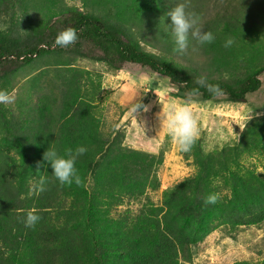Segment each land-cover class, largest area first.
Returning <instances> with one entry per match:
<instances>
[{"label":"trees","instance_id":"1","mask_svg":"<svg viewBox=\"0 0 264 264\" xmlns=\"http://www.w3.org/2000/svg\"><path fill=\"white\" fill-rule=\"evenodd\" d=\"M114 1L123 25L139 26L138 30L149 25L161 36L165 27L158 26L154 16L181 2L132 0L130 5L126 0ZM242 2L241 10L233 0H190L188 8L198 13L204 29L216 36L204 46L191 41L190 48L205 55L209 65L231 68L232 83L196 75L149 54L122 27L76 8L53 15L43 28L35 26L31 43L24 47L13 44V36L1 33L0 81L49 52L66 54V61L79 56L115 70L144 72L168 89H182L187 97L210 100L226 96L244 102L248 93L259 89L258 76L264 71V64H258L264 54V0ZM231 5L236 8L230 9ZM67 28L76 30L78 40L66 48L56 46L57 34ZM228 38L235 43L225 48ZM41 45L46 48H39ZM241 69L243 73L238 74ZM72 78L61 105L48 109L46 101L45 106L39 103L31 134L25 137L27 144L4 124L16 144L0 143V264H189L191 246L215 228L233 229L264 221V175L240 163L244 156L264 153V117L244 127L239 142L219 151L204 152L200 145H193L184 158L191 159L195 173L163 190L156 204L146 192L158 186L154 169L160 160L122 146L113 134H103L99 121L90 118V104L82 99L80 86ZM201 79L205 85L218 86L223 94L198 85L196 81ZM44 111L49 115L44 116ZM80 145L88 149L76 164L81 184L60 185L43 161V153L54 146L63 155L65 149ZM41 177H47L48 183L37 195L33 185ZM210 194L218 195L215 204L205 203ZM141 199L139 211L133 213L126 207L113 213L125 201ZM31 209L37 210L41 220L28 229L22 221ZM234 264H264V260Z\"/></svg>","mask_w":264,"mask_h":264},{"label":"rangeland","instance_id":"2","mask_svg":"<svg viewBox=\"0 0 264 264\" xmlns=\"http://www.w3.org/2000/svg\"><path fill=\"white\" fill-rule=\"evenodd\" d=\"M126 1L132 5V0ZM233 2L240 10L245 5L242 0ZM116 3L114 0H0V34L13 36V44L24 47L31 43L32 35L37 31L35 26L43 28L53 15L67 9H81L122 27L149 54H155L196 75L233 82L235 76L231 68L226 70L223 66L207 64L206 56L201 52L193 51L190 47L183 54L173 51L175 45L165 25L170 24V18L166 19L163 15L167 11L154 16L156 24L165 27V33L161 36L149 25L140 30L139 26L123 25ZM234 5L230 9L236 8ZM65 55L42 53L0 81V89L16 97L13 104L0 105V143L7 142L11 147L16 144L12 135L5 130L6 123L8 130L18 134L22 143L27 144L25 137L31 134L32 118L41 109L39 103L46 101V106L43 104L48 109L61 105L63 93L73 77L80 86L82 99L90 104V118L99 121L103 134H113L122 146L148 152L160 160L154 169L158 186L146 192L156 204L160 203L163 190L193 175L196 170L191 159H185L184 153L179 152L175 142L165 134L163 118L170 106L186 104L190 107L199 126V135L193 145H200L204 152L219 151L225 145L239 142L244 127L264 117V71L258 76L261 81L259 89L248 93L244 102L232 101L226 96L204 100L187 97L182 89L177 92L168 89L144 72L137 75L129 70H115L103 62L74 55H71L75 58L73 61H66ZM259 59L258 64L263 65L264 54ZM242 71L239 70L238 74ZM138 103L142 107L132 114L131 107ZM47 115L49 112L44 111V116ZM23 124L26 128L20 129ZM29 141L32 142V139ZM10 152L13 153V150ZM240 163L264 175V153L244 156ZM88 183L91 187V178ZM143 201H125L113 213L126 207L135 213ZM191 249L193 255L189 264H234L242 260H264V221L233 229L217 227L202 241L192 245Z\"/></svg>","mask_w":264,"mask_h":264},{"label":"clouds","instance_id":"3","mask_svg":"<svg viewBox=\"0 0 264 264\" xmlns=\"http://www.w3.org/2000/svg\"><path fill=\"white\" fill-rule=\"evenodd\" d=\"M190 0H181L173 8L167 11L166 16L170 18V24H165L169 30L171 39L174 42L173 51L177 54L186 52L191 44L195 41L197 44L204 46L215 41L216 36L210 30H205L201 22V17L194 11H189ZM78 35L75 29L67 28L59 32L55 38V45L61 48L69 47L76 43ZM235 41L228 38L225 43V48H230ZM39 48H46L45 45ZM32 57H35L33 55ZM196 83L201 86H207L208 91L217 95L223 94L222 90L216 85H205L204 80H197ZM16 97L10 94L5 89H0V105H11L15 102ZM140 103L134 104L130 111L134 114L138 108H141ZM163 126L165 134L170 137L176 144L179 152L187 153L191 150L196 138L199 135V126L192 110L186 104L172 105L168 108L163 118ZM86 146L80 145L75 148H67L63 155L53 146L48 147L43 153V161L50 165L52 169L51 176L60 184L80 185L81 177L76 167L80 157L87 153ZM43 166V165H41ZM48 183L47 177H41L33 185L35 194L42 193L46 190ZM217 194H210L206 197V204H215L218 200ZM41 216L36 209L28 210L23 219L25 228L32 229L39 223Z\"/></svg>","mask_w":264,"mask_h":264}]
</instances>
